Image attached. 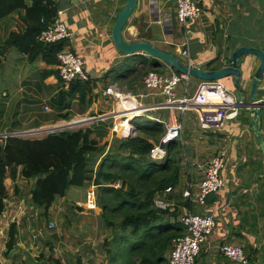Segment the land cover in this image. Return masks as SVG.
<instances>
[{
  "label": "crops",
  "instance_id": "0c3cea01",
  "mask_svg": "<svg viewBox=\"0 0 264 264\" xmlns=\"http://www.w3.org/2000/svg\"><path fill=\"white\" fill-rule=\"evenodd\" d=\"M201 1L204 8L202 16L198 19H190L184 25L177 19L174 0H137V7L124 30V37L129 41L148 40L158 48L178 56L182 55L181 52L186 48L185 45L190 44L193 65L201 64L202 68L206 70L222 66L220 61H212L218 53H222L220 58H223L231 55L241 45H251L264 49V0H215L214 3H209L206 0ZM125 3L126 0H64L59 4V7L63 10L61 18L66 22L71 33L67 41V47L87 60L86 70L91 79V91L87 97L93 99L84 111L73 109L70 120L58 119L57 114L59 111H56L52 105V98L66 84L55 74L44 77L45 71L55 69L57 66L48 65L40 57L31 61L26 54L21 53L15 46L5 45L11 32L20 31L24 27V22L21 19L23 12L13 13L9 17L0 19V36L3 38V43L0 46L5 50V53L1 55L0 74L10 73L11 71L19 73V83L15 94L18 97L19 105L29 106L23 107L20 111L18 110L17 126L22 128L21 130L29 128L41 131L40 129H44L46 125L50 126L46 129H52L63 127L66 125L63 124L65 122L74 123L84 121L86 118L97 117L92 122L76 125L75 129L71 128V130H80L100 120L108 121L112 118L116 123L117 119L124 120L131 116L130 121L136 117H144L163 122L164 126L166 123L182 122L184 135V139H181L182 146L189 145L190 151L189 157H186V153L183 154L181 150V181L174 187L168 197L169 203L172 204L169 212H175L178 208L176 220L180 221L185 212L188 210L194 211L193 203L187 201L183 196L184 190L191 186L192 191L197 193L205 177V169L210 159L220 150H224L228 158V164L223 170L226 183L214 195V198L209 199L210 201L217 200V202L211 204L206 211L214 216L217 212H226V220L224 223L216 221V227L207 245L202 247L200 255L207 257L206 264H237L238 262L234 260L222 262V259L226 257L221 254L222 244L230 243L227 242L229 238L237 239L235 237L236 229L243 233L246 242L251 243L256 249L263 245L262 249L264 250V228L262 230L258 228L262 224L260 221L264 222V216L261 215L263 210L255 211V208L248 209L246 207L247 210L245 211L250 215L246 224L241 217L242 207L259 199L260 193L264 192V187L260 182L264 178V169L262 168L264 154L257 136L250 130V121L253 114L240 109L235 118L227 120L221 127L214 128L219 129L217 132L209 133L210 129L201 128L196 117L197 113L193 109H186L189 113L185 115V110L182 111L175 106L165 105L166 96L157 91L146 89L143 78L134 86L121 81L122 77L119 74L126 72L129 68L126 60H131V66H136L139 69L144 66L140 57L150 56L145 53L130 57L121 52L113 43L112 28ZM209 26L212 28L208 29ZM141 34L143 37H140ZM184 57L186 59L184 63L188 65V58ZM242 59V72L244 74L242 83L247 89V95H249L251 89L249 77L258 68L260 60L254 55H245ZM162 62L166 69L165 73L162 72V74L174 72L173 68L164 61ZM32 64H36L37 68L31 74ZM130 74H133V72ZM222 81L229 89L233 90L232 77H227ZM114 85L123 94H130V96L120 99L119 97L103 94L109 86ZM178 86L176 89L177 98L188 94H185L184 89L179 90ZM260 87L264 88V80ZM6 95L8 96V92ZM239 97L240 95L238 99H240ZM260 97L264 98V92H260ZM45 102L50 103L46 104ZM78 102L79 98L76 96L73 103L77 105ZM126 103L127 105L139 104V110L142 111H136L137 115L134 117L132 114L124 115L123 113L126 111H123V109ZM49 104L53 107L48 106ZM40 105H44L43 111L40 110ZM78 105L81 107L80 104ZM178 112L180 113L178 114ZM47 113L51 114L48 116ZM128 113H131V111ZM1 115H4V113ZM107 115L112 116L108 117ZM241 115L243 118L236 121ZM247 115L250 117L248 120ZM261 126L264 136V111ZM118 134L120 132L114 131L112 127L107 136L98 139L99 146L105 143H108V145L104 153L94 154L93 159L96 160V166L95 163L91 164V167L94 165L93 171L98 169L101 159L110 150L113 138L115 139L114 144L121 139L117 137ZM242 141H244V144L241 147ZM240 151H245L242 158L243 163L250 162L252 164L251 171L244 178H239L240 174L236 172V169L240 167L238 157ZM259 153L262 156L261 160L258 159ZM91 176L93 177L94 173H91ZM10 180L14 183L11 188L8 186ZM23 180L33 181L30 189L18 185ZM34 182L35 179H28L21 175L20 168L16 179L7 178L8 198L6 209L0 218V238L3 237V240L0 241V245L3 246L1 249L3 252L0 253L2 255L0 264H12L14 259L20 264H29L28 262L33 260L32 257H37V254H34V244L36 242L30 245L32 241L45 238L44 230H47V228L54 229L57 227V222H55L54 228H50L49 224L46 228V225L44 227V223L41 222V208L37 207L32 200L31 191ZM250 183L252 184L250 188L241 189L230 195V192L238 186H245ZM87 189L88 186H86ZM262 200H264V194ZM57 201L58 199L55 203ZM78 204L83 209L85 208L83 202L78 200ZM27 207L34 209L31 210L32 217L35 215L33 218L34 224H30L28 228L30 234H24L22 227ZM51 210H53V206L49 209V211ZM253 214L258 218H251ZM169 216L171 221L175 220L173 215ZM26 220H29V217H26ZM51 221L53 220L51 219L49 223ZM5 223H7L6 226L8 225V231H5ZM11 224H15L17 234L15 244L9 249ZM38 225L39 227H37ZM4 231L7 233H4ZM26 254H29V261ZM257 264H261V262L258 261Z\"/></svg>",
  "mask_w": 264,
  "mask_h": 264
},
{
  "label": "trees",
  "instance_id": "16d2710c",
  "mask_svg": "<svg viewBox=\"0 0 264 264\" xmlns=\"http://www.w3.org/2000/svg\"><path fill=\"white\" fill-rule=\"evenodd\" d=\"M58 9L59 5L53 0H0V19L23 12L21 19L24 27L11 32L5 45L15 46L31 61L40 57L48 65L57 66V55L67 46V40L43 43L38 37L46 22L56 19ZM140 37H143L142 34ZM4 53V48L0 46V61ZM140 60L144 63L140 69L131 66V60H126L129 68L119 74L121 81L134 86L151 70L166 71L164 63L158 58L141 56ZM53 74L62 81L57 68L45 71L44 77ZM90 91L91 79H75L58 91L52 98V105L59 111L58 119L70 120L73 109L84 111L93 101L87 97ZM76 96L81 107L73 103ZM98 124L108 129L114 126L113 121L100 120L85 129H63L43 138L0 137V218L8 198L7 178L16 179L19 168L25 178L35 179L32 200L43 210L44 216L48 215L58 197L66 196L70 187L89 186L91 173H94L100 189L99 206L103 208L107 226L117 231L113 241L119 237L117 227L122 231L124 249L129 255L124 254L127 264H168V253L174 239L185 232V227L176 220L178 208L172 213L169 209H159L154 205V198L159 191L180 183L182 142L177 139L166 143V156L160 160L152 159L150 152L165 132L164 123L136 117L133 120L136 133L111 144L98 169L93 171L94 154L104 153L108 145L99 146L92 128ZM119 181L121 186L116 187ZM169 215H173L175 220L171 221ZM117 217L120 220L117 221ZM16 234L15 224H11L9 249L15 244ZM56 264L63 262L56 259ZM77 264H83L81 258H78Z\"/></svg>",
  "mask_w": 264,
  "mask_h": 264
},
{
  "label": "built area",
  "instance_id": "2783aa9c",
  "mask_svg": "<svg viewBox=\"0 0 264 264\" xmlns=\"http://www.w3.org/2000/svg\"><path fill=\"white\" fill-rule=\"evenodd\" d=\"M64 0H53L55 4H60ZM209 3H214L215 0H206ZM176 6V16L181 24H186L190 19H198L202 16L204 8L201 0H174ZM63 10L59 7L56 19L51 22H46V26L39 34L38 39L43 43H56L63 40H69L70 31L66 22L61 18ZM44 21V20H43ZM182 50V55L188 58V65H193L191 60L190 44L185 45ZM59 76L62 81L68 86L73 80L81 81L90 80V75L86 70L87 60L82 56L69 49L67 46L58 53ZM194 66V65H193ZM192 75L188 73L174 71L170 74H162L158 71L151 70L143 77V84L146 89L157 91L166 96V104L175 106L180 110L193 109L197 113L199 125L202 128H217L225 124L227 120L235 118L241 107L240 100L235 93L229 89L221 80H203L196 93L189 97L184 95L181 98L176 97L177 86L185 82L184 92L188 93V85ZM103 94L119 97L120 99L128 98L130 94H123L116 85L109 86ZM130 99H132L130 97ZM125 101V100H123ZM139 104L129 105L138 106ZM126 108V106H125ZM124 108V109H125ZM137 109V108H136ZM131 112L134 109H130ZM129 112V111H128ZM126 111L125 114H128ZM133 117L136 112L132 113ZM108 117L112 115H107ZM115 116V115H114ZM97 117L86 118L79 122L68 123L63 127H54L46 129L48 133L69 129L71 125H83L84 123L92 122ZM128 119V117L126 118ZM130 121V119H129ZM132 129L121 133L122 137L130 136L135 130L132 120ZM114 131L117 130V124L113 126ZM42 130V129H41ZM25 132H0V137L23 136ZM183 136L182 122L175 121L165 124V132L161 136L160 142L154 146L150 152V157L155 160L163 159L167 154L166 143L181 140ZM228 164L227 154L224 150H220L209 161L205 169V177L202 180L199 191H192L191 186L184 190L183 196L187 201H192L197 197L198 202L206 205V200L211 194L218 193L225 185L226 181L223 177V170ZM121 186V182L116 183V187ZM174 187H168L163 191H159L154 198L155 207L162 210H171L172 204L169 203L168 197ZM87 210L94 211L99 207L98 200V185L95 182V175L92 177L88 189L85 193V202L83 203ZM180 222L185 227V232L176 239L168 253V264H196L197 259L201 254L203 245L208 242L215 227L216 220L212 213L205 211L199 213L193 210H188L180 218ZM55 221L49 223L50 228H54ZM223 254L234 261H239L244 264L248 263V258L244 254L243 247L237 244L224 243L221 246Z\"/></svg>",
  "mask_w": 264,
  "mask_h": 264
},
{
  "label": "rangeland",
  "instance_id": "374dc122",
  "mask_svg": "<svg viewBox=\"0 0 264 264\" xmlns=\"http://www.w3.org/2000/svg\"><path fill=\"white\" fill-rule=\"evenodd\" d=\"M210 27V28H209ZM208 29L212 27L209 26ZM211 34V33H210ZM219 41V39H218ZM3 43V38L0 36V44ZM17 50V49H14ZM179 58L185 62V57L180 55ZM35 68H37L36 64L31 65L32 74L35 72ZM142 68V66H141ZM140 69V68H139ZM203 81V79L192 76L189 86H188V94L187 96H193L196 92L197 87ZM19 83V73H15L11 71L10 73L0 74V131L1 133L5 132H25L22 137L26 138H43L49 133L46 128L50 127L48 125L44 126V129H40L41 131H36L35 129L26 128L25 130H21L17 123V119L19 118L18 110L22 109L23 107H29L28 105L23 106L19 105L18 97L16 96L15 92L17 91ZM185 82L179 84V90H183L185 88ZM128 88V87H126ZM232 90V89H231ZM235 95L238 97L240 95L239 90L233 86L232 90ZM8 92V96L6 95ZM249 100V98H248ZM46 104L50 102H45ZM50 106V104L48 105ZM40 110L43 111L44 105H40ZM50 107H53L52 105ZM57 111V109H56ZM4 115H1L3 114ZM180 112H178L179 114ZM189 111L185 110L184 114L187 115ZM51 113H47L49 116ZM197 117V115H196ZM243 116L241 115L236 121L241 120ZM249 115H247V120L249 119ZM198 119V118H197ZM134 119H132L133 121ZM16 121V122H14ZM114 121V119L110 118L108 122ZM54 122V121H53ZM65 122V121H64ZM68 124V123H63ZM107 124L102 123V125ZM115 124V121L113 122ZM100 124L93 125L92 128L95 131L97 139H103L105 137L104 134H109L111 129H108L105 126ZM134 125V124H133ZM76 125H71L70 129H75ZM18 130H14V129ZM43 128V127H42ZM135 128V126H134ZM202 128V127H201ZM205 129V128H202ZM210 132H217L219 129L208 128ZM207 129V130H208ZM133 134L136 133V130H133ZM104 132V133H103ZM212 134V133H211ZM184 136V135H183ZM182 136V139H184ZM119 138H123L121 133L117 135ZM114 138L112 140L114 144ZM185 142V141H184ZM244 144V141L241 142V147ZM182 153H186V157H189L190 146L184 145L181 147ZM188 154V155H187ZM245 155V151L238 152L240 167L236 169V172L240 174L239 178H244L248 175L251 171L252 164L250 162L243 163L242 158ZM258 159L261 160L262 156L259 153ZM96 166V163H95ZM94 168V165H93ZM264 169V165H262ZM262 186L264 187V178L260 181ZM33 181H20L18 185L24 187L25 189H30L32 186ZM12 180L8 181V186L13 187ZM85 190L86 186H72L68 189L67 194L64 198L59 197L57 203L53 205V210L48 212L47 216H44L40 209V217L41 222L44 223V227H48L49 221L52 219L53 221L57 222V227L54 229L44 230L45 238H41L39 240H33L30 245L34 244L35 251L34 254H37V257L33 258V260L29 261V254H26L27 260L29 264H56V259H59L63 262V264H77L78 258H81L83 264H127V258L124 254H128V252L124 249L123 241H122V231L120 227H117L119 230L118 239L113 241L114 236L116 235L117 231L115 232L113 227L107 226V221L103 215V208L99 206L96 210L91 211L84 208L83 210H78L76 208L78 204V200L81 202H85ZM199 191V188L198 190ZM195 192V191H194ZM196 193V192H195ZM264 192L260 193L259 199L254 200L249 205H244L242 207L241 217L244 220V223L248 221V217L250 216L245 210L246 207L255 208V211L263 210L261 215L264 216V200L263 199ZM100 195V189H98V200ZM63 199V200H62ZM217 200L210 201L209 199L206 200V205H202L201 202H198L197 197L195 196L194 199L191 201L193 203V209L196 212L203 213L205 212L211 204H216ZM28 205V204H27ZM254 206V207H252ZM34 209H30L27 207L24 221L22 224L24 234H30L28 231L29 225L34 224L32 217V211ZM225 213L217 212L215 214V218L217 222H223L226 220ZM262 216V217H263ZM26 217H29V220H26ZM261 217V218H262ZM251 218L257 219L258 217L253 214ZM114 221V217H112ZM116 220H120L119 217ZM262 226L259 225V229L262 230L264 228V222L260 221ZM5 223V231H8V225ZM257 226V225H256ZM39 227V225L37 226ZM223 229V228H222ZM4 233H7L5 232ZM235 237L237 239L229 238L227 242L230 244L234 243L243 247L244 254L247 256L249 260V264H257V262H261L264 264V250L262 249L263 245H260L259 249H256L251 243L245 241L243 233L236 229ZM3 240V237L0 238V241ZM208 242L204 245L206 246ZM203 245V246H204ZM37 246V247H36ZM130 246V245H129ZM2 245H0V253L3 252ZM31 253V252H30ZM223 257L222 262H226L227 260H231L229 257L224 256L223 252L221 253ZM41 255V256H40ZM123 255V256H122ZM40 256V257H39ZM114 256V257H113ZM129 257V255H127ZM0 257L2 255L0 254ZM135 258V257H134ZM206 256L200 255L198 257L196 264H206ZM12 260V259H11ZM237 264H244L242 262L237 261ZM20 264L17 260H12V264ZM247 263V264H248Z\"/></svg>",
  "mask_w": 264,
  "mask_h": 264
},
{
  "label": "water",
  "instance_id": "95a60500",
  "mask_svg": "<svg viewBox=\"0 0 264 264\" xmlns=\"http://www.w3.org/2000/svg\"><path fill=\"white\" fill-rule=\"evenodd\" d=\"M137 7V0H126L124 7L118 13V16L114 22L112 28V40L115 46L123 53L127 55H142L149 54L155 58H158L167 63L171 68L178 72L188 73L192 76L199 77L203 80H222L227 77H232L234 87L240 92V107L241 109L251 112L253 114L250 121V130H252L257 136L264 154V136L262 134L261 120L264 111V98L260 97V92H264V88L260 87V84L264 80V49L251 46L241 45L237 47L231 55H227L220 58L222 53H218L217 57L213 59V62L220 61L222 66H216V68L203 69L202 65H187L178 55L162 50L152 44L150 41L134 40L129 41L124 37V30L130 20V17L134 13ZM245 55L257 56L260 60V64L256 71L249 77L251 82V89L249 95H247V89L244 87L242 81L244 79L243 59ZM209 63V62H208ZM249 98V100H248ZM126 136L124 138H127ZM251 183L245 186H238L235 190L230 192L236 193L241 189H248L251 187ZM215 194H211L209 199L214 198ZM78 210H83L81 205H77Z\"/></svg>",
  "mask_w": 264,
  "mask_h": 264
},
{
  "label": "bare ground",
  "instance_id": "6f19581e",
  "mask_svg": "<svg viewBox=\"0 0 264 264\" xmlns=\"http://www.w3.org/2000/svg\"><path fill=\"white\" fill-rule=\"evenodd\" d=\"M135 108H137V109H135ZM130 109H134V111L131 112V113H128L129 115H131L132 113H134L136 111H138V112H141L142 111V110H139V107L138 106H132V107H130L129 105H127V103H126V108L123 109V111H127L128 112V111H131ZM131 118H132V116L129 117L128 119H124V120L117 119V122H116V124H117V130L120 133H124V132H127V131H129V130L132 129V124L129 121V119H131Z\"/></svg>",
  "mask_w": 264,
  "mask_h": 264
},
{
  "label": "flooded vegetation",
  "instance_id": "af4514ba",
  "mask_svg": "<svg viewBox=\"0 0 264 264\" xmlns=\"http://www.w3.org/2000/svg\"><path fill=\"white\" fill-rule=\"evenodd\" d=\"M222 81V80H221Z\"/></svg>",
  "mask_w": 264,
  "mask_h": 264
}]
</instances>
